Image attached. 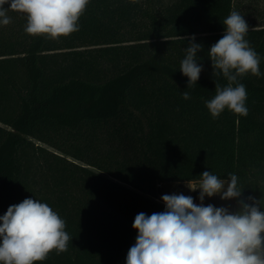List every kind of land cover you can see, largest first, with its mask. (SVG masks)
Returning <instances> with one entry per match:
<instances>
[{
    "label": "trees",
    "instance_id": "trees-1",
    "mask_svg": "<svg viewBox=\"0 0 264 264\" xmlns=\"http://www.w3.org/2000/svg\"><path fill=\"white\" fill-rule=\"evenodd\" d=\"M9 5H5L7 8ZM236 10L260 58L246 74L248 115L213 118L210 47ZM0 24V216L26 198L65 221L67 251L37 264H126L141 212L165 211L159 186L238 177L264 211V0H89L79 31L25 32L26 14ZM203 46L190 87L180 71L188 37ZM235 86V85H233ZM187 91L190 99H183Z\"/></svg>",
    "mask_w": 264,
    "mask_h": 264
},
{
    "label": "clouds",
    "instance_id": "clouds-1",
    "mask_svg": "<svg viewBox=\"0 0 264 264\" xmlns=\"http://www.w3.org/2000/svg\"><path fill=\"white\" fill-rule=\"evenodd\" d=\"M89 0H0V24L11 23L8 11L26 14L25 32L31 36L58 39L79 31L78 21ZM9 5L7 8L5 5ZM225 34L210 47L213 76H223L227 86L216 82L215 96L205 101L213 118L227 108L246 117L247 91L239 77L248 73L259 77L260 58L245 39L249 26L243 15L233 10L224 19ZM189 40L180 71L188 77L187 87L196 84L202 72L197 64L201 44L195 36ZM235 85V86H233ZM183 99L190 94L182 93ZM198 186L201 204L192 196L165 194L161 197L163 212L135 216L132 227L137 230L135 244L129 249L126 264H264V211L260 200L248 197L251 203L239 200V209L204 206L205 196L219 195L222 200L241 197L238 177L229 173L228 180L209 171L200 176ZM65 221L48 204L26 198L9 206L0 216V264H37L48 254L67 251L71 239Z\"/></svg>",
    "mask_w": 264,
    "mask_h": 264
},
{
    "label": "rangeland",
    "instance_id": "rangeland-1",
    "mask_svg": "<svg viewBox=\"0 0 264 264\" xmlns=\"http://www.w3.org/2000/svg\"><path fill=\"white\" fill-rule=\"evenodd\" d=\"M187 184L198 186L199 183H164L159 186V194L160 200L162 201L161 197L165 194H183L186 196H192L194 203L197 205L201 204L199 199L200 190L197 189L195 191L190 190L187 187ZM163 202V201H162ZM213 205L215 207H226L229 209L230 212H234V199L231 200H222L219 195L213 197L205 196L203 201V205Z\"/></svg>",
    "mask_w": 264,
    "mask_h": 264
}]
</instances>
